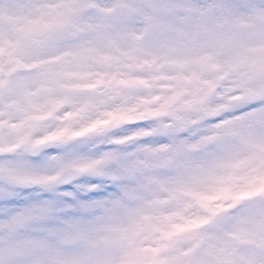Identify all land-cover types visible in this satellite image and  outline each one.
<instances>
[{
  "label": "snow or ice",
  "instance_id": "6c2138e0",
  "mask_svg": "<svg viewBox=\"0 0 264 264\" xmlns=\"http://www.w3.org/2000/svg\"><path fill=\"white\" fill-rule=\"evenodd\" d=\"M0 264H264V0H0Z\"/></svg>",
  "mask_w": 264,
  "mask_h": 264
},
{
  "label": "rangeland",
  "instance_id": "374dc122",
  "mask_svg": "<svg viewBox=\"0 0 264 264\" xmlns=\"http://www.w3.org/2000/svg\"><path fill=\"white\" fill-rule=\"evenodd\" d=\"M138 109L135 106L129 107H122L113 110H108L102 112L100 115L96 116L93 119H90L85 125L82 127L68 132L67 129H61L56 133H53V136L50 138H54L56 136L64 135L65 133L72 135V136H79L83 135L87 132H92L99 129H105L110 126H118L120 123L130 122L137 118L138 116ZM50 150H55L54 144H49L46 148L41 149L42 152L48 153ZM27 158L32 161H36L39 159L38 154H28Z\"/></svg>",
  "mask_w": 264,
  "mask_h": 264
}]
</instances>
